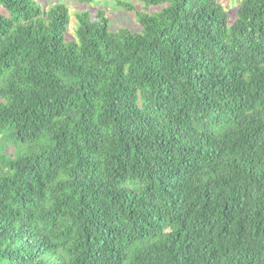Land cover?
<instances>
[{
	"label": "trees",
	"instance_id": "1",
	"mask_svg": "<svg viewBox=\"0 0 264 264\" xmlns=\"http://www.w3.org/2000/svg\"><path fill=\"white\" fill-rule=\"evenodd\" d=\"M135 1L0 0V264H264V0Z\"/></svg>",
	"mask_w": 264,
	"mask_h": 264
},
{
	"label": "rangeland",
	"instance_id": "2",
	"mask_svg": "<svg viewBox=\"0 0 264 264\" xmlns=\"http://www.w3.org/2000/svg\"><path fill=\"white\" fill-rule=\"evenodd\" d=\"M45 6H51L61 2L68 7L70 13V25L67 32V40L71 39L74 35V32L77 27L76 13H79L82 10H90L91 13L97 11H104L106 17L110 21V29L112 32H117L120 29L128 28L131 31L138 32L139 28L134 22L135 14L133 11L125 10L123 4L132 5L137 11L142 10V5L136 2L135 0H95L88 6H82L77 0H44ZM220 3L224 6V9L228 12L230 20H234L237 15L238 3L237 1H227L219 0ZM155 10V9H154ZM151 9V11H154ZM150 12V11H149ZM0 15H6V13L0 8ZM14 148L9 147L5 152L11 154ZM2 164L0 163V169ZM164 239L158 238L155 241L160 242Z\"/></svg>",
	"mask_w": 264,
	"mask_h": 264
}]
</instances>
